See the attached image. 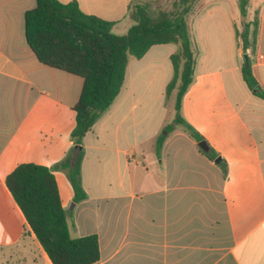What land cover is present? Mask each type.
Returning a JSON list of instances; mask_svg holds the SVG:
<instances>
[{"label": "crops", "instance_id": "crops-1", "mask_svg": "<svg viewBox=\"0 0 264 264\" xmlns=\"http://www.w3.org/2000/svg\"><path fill=\"white\" fill-rule=\"evenodd\" d=\"M59 1L111 21L115 34L132 26L139 2ZM250 1L259 23L247 58L264 92V0ZM35 2L0 0V264H53L6 185L27 162L52 168L70 235H97L92 264H264V99L242 77L234 0H196L187 17L195 64L181 115L207 151L180 124L160 133L175 116L165 102L175 43L129 60L119 94L74 146L83 79L28 46L24 14ZM73 147L83 150L78 202L56 167Z\"/></svg>", "mask_w": 264, "mask_h": 264}, {"label": "trees", "instance_id": "trees-1", "mask_svg": "<svg viewBox=\"0 0 264 264\" xmlns=\"http://www.w3.org/2000/svg\"><path fill=\"white\" fill-rule=\"evenodd\" d=\"M25 11V37L28 46L41 63L79 75L83 79L79 98L74 105L75 126L70 137L80 145L91 129L119 94L126 67L131 58L142 57L155 44L175 43L171 53L173 74L166 85L165 102L175 112L173 124L197 140L202 137L181 115V101L193 81L195 50L187 25V17L196 0H174L170 8L159 2L135 3L129 15L132 26L123 34L111 31L112 22L84 13L75 1L35 0ZM242 0V16L246 15ZM258 17L243 22L235 30L243 54L255 51ZM248 88L264 99L251 70L249 58L241 66ZM163 136H159V146ZM73 147L56 167L64 169L73 189L74 202L87 194L81 183L83 150ZM6 185L21 208L28 225L53 264H92L99 259L96 234L72 237L66 210L58 191L52 168L31 162L17 165L6 177Z\"/></svg>", "mask_w": 264, "mask_h": 264}, {"label": "rangeland", "instance_id": "rangeland-1", "mask_svg": "<svg viewBox=\"0 0 264 264\" xmlns=\"http://www.w3.org/2000/svg\"><path fill=\"white\" fill-rule=\"evenodd\" d=\"M143 2H159L162 6H165L166 8H170L174 0H139V2L136 3H143ZM241 3L242 0H234V22L236 23L239 30H242L243 28V22L252 19L255 15L257 16V11L254 8L257 4L253 1L251 4V1L248 0L247 4L245 5L246 15L242 16V10H241ZM189 25L191 27V16H189L188 19ZM190 31V30H189ZM235 47V46H234ZM171 119L169 118L168 122L171 125ZM166 130L163 128L160 133H165Z\"/></svg>", "mask_w": 264, "mask_h": 264}, {"label": "water", "instance_id": "water-1", "mask_svg": "<svg viewBox=\"0 0 264 264\" xmlns=\"http://www.w3.org/2000/svg\"><path fill=\"white\" fill-rule=\"evenodd\" d=\"M243 58L246 60V59H247V54H244V55H243ZM198 145H199V147H200L201 149H203V150H205V151L208 150V146H207V144H206V142H205L204 140L199 141V142H198Z\"/></svg>", "mask_w": 264, "mask_h": 264}, {"label": "built area", "instance_id": "built-area-1", "mask_svg": "<svg viewBox=\"0 0 264 264\" xmlns=\"http://www.w3.org/2000/svg\"><path fill=\"white\" fill-rule=\"evenodd\" d=\"M127 158H128V160H133V159H134V154L131 153V152H129V153L127 154Z\"/></svg>", "mask_w": 264, "mask_h": 264}]
</instances>
